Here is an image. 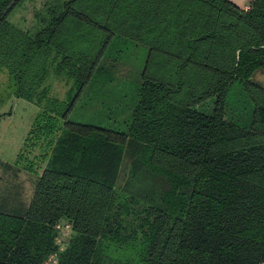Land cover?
<instances>
[{
	"label": "trees",
	"instance_id": "1",
	"mask_svg": "<svg viewBox=\"0 0 264 264\" xmlns=\"http://www.w3.org/2000/svg\"><path fill=\"white\" fill-rule=\"evenodd\" d=\"M85 1L63 0L60 11L31 33L6 19L18 0H0V69L7 70L16 96L37 99L41 106L27 147L43 143L48 148L29 207L23 213L0 209V264H45L55 252L56 264H264V182L254 178L264 172V140L235 144L241 138L264 136V85L252 79L264 70V0H254L248 8L230 0H179L182 11L191 1L215 19L193 42L203 48L191 45L185 55L151 51L183 61L179 76L190 64L210 71L214 79L202 91L180 99L173 94L182 88V75L173 83L145 68L124 132L80 123L70 114L94 77L109 75L104 58L113 52L114 61L124 51L119 48L123 33H114L99 17L117 18L130 1H138L136 8L143 12L161 5L159 0H96L92 6ZM227 16L235 19L227 22ZM66 23L71 35L84 34L87 27L105 34L93 59L83 54L84 61L71 66L64 57L59 60L63 48L57 39ZM223 24L231 32L239 30L243 44L220 51L221 33L228 28ZM188 27L185 35L191 39L194 29ZM176 29L173 33L163 26L152 32L161 44L183 32ZM225 39L228 43L229 37ZM49 64L74 81L66 100L52 96L48 87L37 92ZM128 148L136 149L147 170L168 177L171 189L142 194L112 190ZM157 153L181 159L184 169L157 162ZM83 185L112 190L95 225L78 221V205L64 195ZM60 222H70L73 229L63 250L57 241Z\"/></svg>",
	"mask_w": 264,
	"mask_h": 264
},
{
	"label": "rangeland",
	"instance_id": "2",
	"mask_svg": "<svg viewBox=\"0 0 264 264\" xmlns=\"http://www.w3.org/2000/svg\"><path fill=\"white\" fill-rule=\"evenodd\" d=\"M62 1L18 0L8 11L6 19L19 29L35 33L47 23L51 15L60 11ZM95 1L85 2L92 6L96 4ZM158 4L161 5L158 9L149 8L143 12L136 8L138 1H130L122 5L117 18L99 17V21L104 22L114 33H123L121 36L125 40L122 39L123 43L119 44V48L124 51L114 61H112L115 57L113 52L109 57L106 55L108 58L104 59H107L109 75L105 78L94 77L87 85L70 114L72 120L80 123L92 122L124 132L127 129V122L136 100V89L141 82V75L147 67L150 73L162 76L173 83H177L182 75V88L173 94L180 99L202 91L214 79V74L210 71L190 64H186L181 69L182 73L179 76V66L184 63L183 61L170 54L151 51V49H164L175 55L177 53L185 55L188 53L186 52L187 48L189 51L191 50V45L198 44L203 48L201 43L193 42L196 39L199 41L200 31L208 28L209 22L215 20L209 15L211 12L205 13V11L199 10L195 7V2L191 1L185 2L188 7L185 11L181 10L179 0H159ZM140 12L147 13L148 16H132L138 15ZM226 19L229 22L235 17L227 16ZM163 26H167L169 32L174 31L173 33L178 32L176 27H181L183 32L175 36L173 40L166 39L167 43L159 44L156 34L152 31L155 29L159 31ZM243 26L246 24L243 23ZM70 27V24L66 23L62 28L61 36L57 39L63 48L60 50L59 60L64 57L71 66L75 61H84L83 54H86L89 59H93L100 52V47L106 40L105 34L93 27H87L84 34L81 32V34L73 33L71 35ZM186 27L194 29L191 36L193 38L186 37ZM223 27L228 28L221 33L224 45L220 47V51H229L230 46L238 47L243 44L245 37L241 33L239 34V30L231 32L226 24H223ZM225 37H229L228 43H226ZM247 37L250 41L254 40L250 39V35ZM177 47L180 52L176 50ZM151 53L152 61L151 59L149 61ZM192 58L196 59V56L194 55ZM54 66L49 64V72L42 76L41 84L36 87L37 92L48 87L52 96L66 100L67 92L73 87L74 81H69L70 79L68 80L67 77L63 78L62 72H57V68ZM252 79L264 85V70L256 72ZM8 80L7 70L0 69V191L5 190L12 193L11 197H14L15 192L12 188H15V191L20 192L21 200L26 201L31 196L33 198L38 180L43 175L46 165L43 154L47 152L48 148L46 149L43 143L42 146L27 147L26 139L41 106L36 102L37 99L31 101L16 96L12 88L9 87ZM113 135L118 139L116 134ZM122 138L124 137L122 136ZM262 140H264V136H252L238 139L235 144L240 146ZM155 160L171 168L184 169L182 160L171 155L157 153ZM254 178L264 182V172L257 173ZM171 187V180L168 177L147 170L141 163V156L136 149L128 148L117 185L112 190L124 189L142 194L143 190L154 189L164 193ZM112 190L99 185H83L75 193L65 190L64 195H67L68 200L74 206L78 205L77 212L81 216L78 221L84 222L87 219L95 225L103 217Z\"/></svg>",
	"mask_w": 264,
	"mask_h": 264
},
{
	"label": "crops",
	"instance_id": "3",
	"mask_svg": "<svg viewBox=\"0 0 264 264\" xmlns=\"http://www.w3.org/2000/svg\"><path fill=\"white\" fill-rule=\"evenodd\" d=\"M230 1H232L238 6L247 7L254 0H230ZM12 189H14L15 192L14 197H11L12 193L6 192L5 190L0 191V209L15 213H23L29 207L32 196L31 198L30 197L27 198L26 201H23L21 200L20 192H18V190L15 191L16 190L15 188ZM63 223H70V222H63ZM72 234H73V229L71 224L70 234L66 236V239L70 238Z\"/></svg>",
	"mask_w": 264,
	"mask_h": 264
},
{
	"label": "built area",
	"instance_id": "4",
	"mask_svg": "<svg viewBox=\"0 0 264 264\" xmlns=\"http://www.w3.org/2000/svg\"><path fill=\"white\" fill-rule=\"evenodd\" d=\"M248 7L249 6L245 8H248ZM57 229H58L57 241L61 245L60 250H63L67 244L66 236L70 234L71 224L60 222L57 224ZM58 256H59L58 252L51 254L45 261V264H56L58 262Z\"/></svg>",
	"mask_w": 264,
	"mask_h": 264
}]
</instances>
